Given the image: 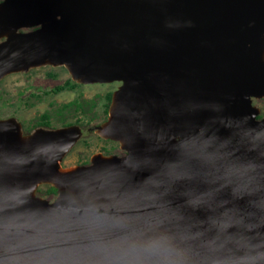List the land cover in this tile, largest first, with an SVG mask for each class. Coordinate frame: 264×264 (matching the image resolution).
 <instances>
[{"label": "water", "instance_id": "95a60500", "mask_svg": "<svg viewBox=\"0 0 264 264\" xmlns=\"http://www.w3.org/2000/svg\"><path fill=\"white\" fill-rule=\"evenodd\" d=\"M46 66L120 83L125 153L0 119V264H264V0H0V79Z\"/></svg>", "mask_w": 264, "mask_h": 264}, {"label": "rangeland", "instance_id": "374dc122", "mask_svg": "<svg viewBox=\"0 0 264 264\" xmlns=\"http://www.w3.org/2000/svg\"><path fill=\"white\" fill-rule=\"evenodd\" d=\"M75 83L68 85V82ZM65 86L57 89L58 86ZM119 82L80 84L72 81L64 67H40L28 72L12 73L0 79V119L14 117L30 133L40 121L48 120L50 128L69 124L81 127L83 134L61 161L63 167L88 165L92 155H123L112 140L100 138L90 127L107 119L112 94ZM79 103V104H77ZM264 116V98L254 99ZM49 185L38 186L37 195L53 201L56 193Z\"/></svg>", "mask_w": 264, "mask_h": 264}, {"label": "flooded vegetation", "instance_id": "af4514ba", "mask_svg": "<svg viewBox=\"0 0 264 264\" xmlns=\"http://www.w3.org/2000/svg\"><path fill=\"white\" fill-rule=\"evenodd\" d=\"M254 100V99H253ZM253 100H252V103H253ZM254 104V103H253ZM255 105V104H254ZM22 125V124H21ZM38 127H41V128H50L49 126V122L48 120H44V121H40V123H37V125L35 127H33L32 130H34L35 128H38ZM24 133V131H23ZM24 134H27V133H24ZM56 193V192H55Z\"/></svg>", "mask_w": 264, "mask_h": 264}, {"label": "trees", "instance_id": "16d2710c", "mask_svg": "<svg viewBox=\"0 0 264 264\" xmlns=\"http://www.w3.org/2000/svg\"><path fill=\"white\" fill-rule=\"evenodd\" d=\"M70 84H73V85H74L75 83H70V81H69V82H68V85H70ZM63 87H65V86H64V85H63V86H58L57 89H61V88H63ZM107 97H108V99L110 100V98H111V94H108ZM77 104H79V103H77ZM48 191H49V192H54V193L56 192L55 188H53L52 186H49V187H48Z\"/></svg>", "mask_w": 264, "mask_h": 264}]
</instances>
